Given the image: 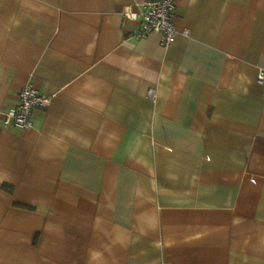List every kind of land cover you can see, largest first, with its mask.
<instances>
[{
	"label": "crops",
	"instance_id": "0c3cea01",
	"mask_svg": "<svg viewBox=\"0 0 264 264\" xmlns=\"http://www.w3.org/2000/svg\"><path fill=\"white\" fill-rule=\"evenodd\" d=\"M146 1L0 0V264H264V0Z\"/></svg>",
	"mask_w": 264,
	"mask_h": 264
},
{
	"label": "built area",
	"instance_id": "2783aa9c",
	"mask_svg": "<svg viewBox=\"0 0 264 264\" xmlns=\"http://www.w3.org/2000/svg\"><path fill=\"white\" fill-rule=\"evenodd\" d=\"M175 12L173 0H152L139 5L137 13L127 8L122 14L126 20L140 21V30L133 38L142 39L149 35L159 37L163 48L171 46L174 42L176 31L172 23ZM257 83L264 85V70H259ZM148 96H153L149 90ZM18 104L3 115L2 125L5 128L27 129L31 126V117L35 109L45 110L49 100L41 96L31 87L22 89L17 95Z\"/></svg>",
	"mask_w": 264,
	"mask_h": 264
}]
</instances>
